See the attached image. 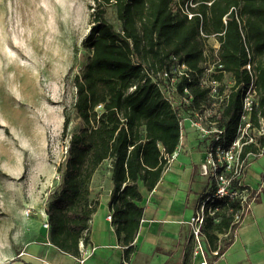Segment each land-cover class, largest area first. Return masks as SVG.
<instances>
[{
    "label": "trees",
    "instance_id": "obj_1",
    "mask_svg": "<svg viewBox=\"0 0 264 264\" xmlns=\"http://www.w3.org/2000/svg\"><path fill=\"white\" fill-rule=\"evenodd\" d=\"M92 1V20L84 41L91 53L81 76L74 79L73 107L83 124L67 137L66 158L57 166L61 188L45 207L49 241L64 253L80 255V241L87 244L90 221L99 205L98 198L91 197L92 177L108 161L111 223L123 246V258L129 259L143 216L139 183L151 191L179 144L177 115L150 74L167 68L172 57L199 71L206 41L201 32L215 35L220 41V64L235 80L234 88L250 81L242 66L252 64L258 108L251 120L258 124L261 117L264 127V0ZM108 6L117 28L105 16ZM234 88L220 120L230 131L241 108L239 91ZM192 90L197 101H207L204 90ZM69 122L64 110L63 135ZM247 153H259V148L244 146L242 159ZM241 179L232 178L230 189L250 190ZM261 181L264 187V169ZM212 182L213 191L202 199L200 231L208 249L217 250V257L231 244L246 203L238 197L211 196ZM254 192L248 202L258 198ZM238 211L240 220L235 221Z\"/></svg>",
    "mask_w": 264,
    "mask_h": 264
},
{
    "label": "rangeland",
    "instance_id": "obj_2",
    "mask_svg": "<svg viewBox=\"0 0 264 264\" xmlns=\"http://www.w3.org/2000/svg\"><path fill=\"white\" fill-rule=\"evenodd\" d=\"M93 6L92 0H0V264L10 262L6 254L16 251L18 234L40 221L61 188L57 166L68 135L83 124L73 107L74 79L91 53L84 41ZM105 16L118 27L111 7ZM249 164L250 183L252 171L264 168V152L246 158L244 173ZM108 169L107 162L100 166L99 181ZM93 184L94 198L98 180ZM256 204L264 219V190Z\"/></svg>",
    "mask_w": 264,
    "mask_h": 264
},
{
    "label": "crops",
    "instance_id": "obj_3",
    "mask_svg": "<svg viewBox=\"0 0 264 264\" xmlns=\"http://www.w3.org/2000/svg\"><path fill=\"white\" fill-rule=\"evenodd\" d=\"M204 159L203 145L197 133L185 127L178 149L168 159L156 186L148 191L139 183L143 216L132 242L128 264H198L194 256L189 220L201 205L204 196L213 191L212 178L201 173ZM109 166V162L106 161ZM104 164V163H103ZM102 164V165H103ZM251 164L245 169L241 182L256 190L258 198L251 200L242 221L233 234L228 248L219 256L208 255L209 264H264V219L256 211L257 201L264 190L261 173L264 168L252 171V182H248ZM100 168V167H99ZM99 168L91 182L98 184L99 205L90 221L88 242L80 246V255L73 256L60 251L49 241V229L42 226L47 219L43 208L40 221L32 229L23 228L18 234L16 251L9 252L11 264H121L123 246L117 239L114 226L107 215L111 213L109 199L112 183L110 170L103 181ZM222 237V236H220ZM206 252L208 246L204 244ZM80 257H84L82 262ZM213 258V259H212Z\"/></svg>",
    "mask_w": 264,
    "mask_h": 264
},
{
    "label": "built area",
    "instance_id": "obj_4",
    "mask_svg": "<svg viewBox=\"0 0 264 264\" xmlns=\"http://www.w3.org/2000/svg\"><path fill=\"white\" fill-rule=\"evenodd\" d=\"M191 4V3H190ZM192 16L188 13V17ZM225 21V17H224ZM204 49V61L199 71L188 66L177 57H172L168 67L150 74L152 81L160 90L164 100H166L178 118L180 129L179 144L183 138L186 126L197 133L203 145L204 159L201 164V173L212 178L215 183V191L211 195L216 198L223 196L238 197L241 203L249 202L247 197L256 190L230 189L232 178H240L244 173L246 158L253 154L258 156L264 152V127L263 120L259 117L258 124H254L251 116L258 108V92L255 84V72L252 64L247 62L242 69L247 70L250 81L247 84L239 83L235 86V80L227 73L220 64L219 46L220 41L215 35L206 36ZM221 75V78L218 76ZM134 86L131 88L133 89ZM192 88H199L205 91L207 101L196 100ZM239 91L240 112L236 125L231 129L220 124L230 98V90ZM187 123V124H186ZM252 144L259 148V153H247L245 159L241 157L243 147ZM178 149V146L176 150ZM176 150L174 152H176ZM174 154V153H173ZM248 192V193H244ZM210 196V197H211ZM204 202L201 203L199 211L190 218L189 226L191 238L194 243L193 254L199 256L198 264H209L208 254L204 248L207 245L201 231L204 218ZM209 208V214L212 213ZM246 211V210H245ZM28 214V211L26 212ZM43 215H46L44 211ZM245 213V212H244ZM241 211L234 214V220H240ZM47 217V216H46ZM111 220V213L107 215ZM42 226L49 229L47 219ZM83 243L80 241V246ZM212 256L217 255V250L211 251ZM84 257H80L82 262ZM129 259H122L121 264H128Z\"/></svg>",
    "mask_w": 264,
    "mask_h": 264
}]
</instances>
